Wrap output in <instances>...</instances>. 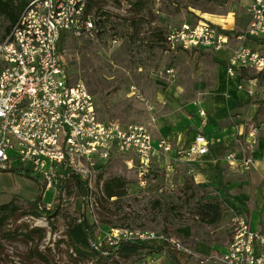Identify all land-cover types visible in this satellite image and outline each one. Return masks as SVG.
I'll return each mask as SVG.
<instances>
[{
	"label": "rangeland",
	"instance_id": "374dc122",
	"mask_svg": "<svg viewBox=\"0 0 264 264\" xmlns=\"http://www.w3.org/2000/svg\"><path fill=\"white\" fill-rule=\"evenodd\" d=\"M145 5V9L137 11L130 8L127 0H99L98 11L93 12H96L95 21L99 18L105 21L104 27H97V31L102 33L98 35L92 31L78 37L66 34L60 41L61 63L70 82H81L93 96L100 122H118L122 126L146 125L149 122L155 126L150 130L152 139L161 140L157 134L158 123H165L167 127L179 125L177 119L184 114L193 116L192 112L199 105L209 109L213 98L211 91L217 87L221 66L215 65L210 56L201 53L205 51L173 53L159 47L149 50L145 43L149 42L155 30L165 31L182 23H207L223 31L244 35L249 19L245 13V0H227L221 6L197 0H145ZM6 26L8 24L0 21V37ZM232 39V49L240 45L260 47L246 37L242 41H235V37ZM216 56L226 60L229 55L223 52ZM239 83L242 88L238 89L236 84L235 89L245 93L249 84L242 79ZM256 91L253 97L245 93L243 113L236 119V122H243L245 132L252 125L248 123L253 118L249 113L250 106L253 105L255 110L260 105V111L264 112L263 82L258 81ZM188 107L191 113H188ZM247 123L248 128L245 126ZM198 136L201 135H193L190 146ZM236 138L243 137L237 135ZM229 150V154H236L238 167L227 166L225 186L240 180L241 172L237 170L243 168L245 172L249 171L244 168L241 159L251 156L244 150V144L235 153ZM174 152L180 160L188 162L186 166L190 168L191 161L184 160ZM173 158L169 154L155 157L142 185L137 179V172L127 168L124 157H111L101 169L100 180L113 176L125 178L128 183L127 195L118 201L97 196L99 209L86 216L96 226L98 242L107 240L111 229L156 234H163L165 230V235L175 244L177 242L183 250L191 252L190 255L178 256L181 264H201V260L203 264H214L212 257L221 256L229 241L232 220L242 214L236 213L234 198H225L217 182L207 188H192L193 197L183 187L174 186L170 173H184L185 168L179 169L178 164L182 165V161L179 163ZM39 188L34 181L12 173H0V204L8 203L13 196L31 201L40 195ZM229 191L233 197L239 193L238 188ZM42 193L40 207L48 209L54 201L53 191ZM203 197L222 200L225 212L216 226L199 222L193 214V207ZM59 207L79 219L84 205L81 200L67 197ZM27 208L22 205V210ZM49 223L45 218L30 216L12 219L6 230L20 228L26 232L40 228L44 230V238L39 241L37 233L31 234L33 242H26L22 237H0V264H170L168 258L160 259L157 254L131 257L102 255V259L92 260L76 257L62 242L66 240L63 219L55 218L53 226ZM37 254H41L43 260Z\"/></svg>",
	"mask_w": 264,
	"mask_h": 264
},
{
	"label": "built area",
	"instance_id": "2783aa9c",
	"mask_svg": "<svg viewBox=\"0 0 264 264\" xmlns=\"http://www.w3.org/2000/svg\"><path fill=\"white\" fill-rule=\"evenodd\" d=\"M85 9L86 0H27L17 22L0 38V170L19 167L37 176L43 192L53 191L54 201L48 209L64 202L69 181L77 177L87 190L81 200L83 212L94 214L99 209L97 196H104L101 169L111 157H124L127 168L135 170L144 185L152 160L173 152V147L168 140H153L146 125L100 122L87 87L70 82L66 76L58 44L64 34L78 37L94 29L93 22L84 15ZM245 13L248 29L235 41L246 36L264 39V0H245ZM232 38L207 23H182L167 28L164 43L175 53L227 52L225 73L229 79L240 77L241 70L264 77V45L232 49ZM246 82V95L255 96L258 80ZM237 87L242 88L240 83ZM198 115L204 118V110L199 109ZM262 127L264 114L259 124L250 125L244 135L246 152L257 146ZM175 151L189 160L206 155L209 146L204 137L198 136L188 150ZM235 156L227 155L226 162L234 164ZM241 161L246 170L252 166L250 157ZM107 240L110 244L131 240L167 242L176 252L191 254L164 234L111 229ZM212 260L214 264H264V227L252 230L246 217H235L224 253Z\"/></svg>",
	"mask_w": 264,
	"mask_h": 264
},
{
	"label": "trees",
	"instance_id": "16d2710c",
	"mask_svg": "<svg viewBox=\"0 0 264 264\" xmlns=\"http://www.w3.org/2000/svg\"><path fill=\"white\" fill-rule=\"evenodd\" d=\"M129 1L130 8L134 10H143L145 9V0H127ZM206 4H216L223 5L227 0H197ZM99 0H86V9L84 12L85 17L89 19L92 17V22L94 24V29L98 35L102 32L97 31L99 28L105 26V21L103 19L94 20L95 13L94 10L98 11ZM27 6V0H0V21L2 23L8 24L4 27V34L0 38L4 37L9 33L12 26L17 22L18 18L24 12ZM94 13V14H93ZM100 17V16H98ZM135 25L134 22H132ZM167 30L163 31L157 29L151 35L149 42H146L145 45L149 50L154 49L155 47L161 48V50H168L165 46V33ZM225 34L237 37L243 35V33H238L234 31H224ZM66 34L62 35L60 41L64 39ZM248 41L260 45H264V39H257L251 36H246ZM58 50L60 49V42L58 44ZM169 51V50H168ZM186 52V51H185ZM175 53V52H173ZM202 54L208 55L211 58V61L217 65L226 67L227 61L218 58L216 55L210 52H201ZM242 80L248 81L252 79H257L260 83L264 81V77L261 74H254L253 72H248L247 70H241L238 74ZM264 103V101H263ZM262 105V104H261ZM260 111V105L257 108L255 115L252 120L248 123L250 124H259L258 116ZM245 124L248 128L249 124ZM246 128V129H247ZM217 167V166H216ZM217 170V168H215ZM0 173H12L19 177L34 181L40 186V195H37L33 200L28 201L22 199L18 196H13L8 203L0 204V237L16 239L22 237L26 242H33L31 236L32 233H37L39 235V241L44 238V230L40 228H35L30 231L23 232L22 229H15L13 231L6 230L9 222L16 218L17 216H30L35 218H45V220L53 226L52 221L60 217L63 219L65 224V233L64 236L66 240H62L71 251V254L82 259H102V255L105 257H111L113 255H119L122 257H131V256H140L144 254H157L158 258H168L170 264H181L178 256H182L180 253L176 252L167 242H149V241H140V240H131V241H122L117 244H110L108 240H103L102 242L96 241V226L94 223H91L86 213L83 212L79 219L73 217L69 213L65 212V209L60 208L59 206L52 207L50 209L41 208L40 202H42V191L43 184L40 179L35 176L29 170L22 168H10L0 170ZM219 185L223 191L225 198H231L229 191L223 185V178L219 176ZM101 179V176H100ZM127 180L121 176H113L103 181V199L105 200H121L127 195ZM86 188L83 182L80 181L77 177H72L69 181L67 188V196L74 197V199L82 200L86 195ZM190 197H193L190 194ZM22 205L28 206L26 210H22ZM193 214L198 218V221L207 225V226H216L222 220L225 208L223 207L222 200L216 197L206 198L198 200L195 204ZM162 233L165 235L166 231L163 230ZM15 237V238H14ZM37 247V246H36ZM37 256L43 260L41 254Z\"/></svg>",
	"mask_w": 264,
	"mask_h": 264
},
{
	"label": "crops",
	"instance_id": "0c3cea01",
	"mask_svg": "<svg viewBox=\"0 0 264 264\" xmlns=\"http://www.w3.org/2000/svg\"><path fill=\"white\" fill-rule=\"evenodd\" d=\"M217 81L216 89L211 91L213 98L209 109H203V106L199 105L192 112L193 116L181 115L177 119L179 125L174 124L171 127H167L165 123L157 124L159 137L163 140H168L173 147V152L168 154L170 157H174L173 159L178 160L179 163L182 160L176 157L174 152L176 149H187L192 141L191 138L196 135H201L208 140L206 141L208 142L209 152L206 155L191 157L189 159L192 164L189 166L190 168L186 166L188 162L182 161V165L178 164L179 169L185 168L184 173H170V181L173 185L183 187L182 189L188 194H192L191 189L195 187L207 188L210 184H215L216 182L219 184L220 175L223 178L224 185L227 166L238 167L237 162L230 164L226 162L225 157L230 153L229 149L234 150L232 152L235 153L239 150L241 144L246 141L243 122H236V119L243 113L244 106L242 103L246 99L245 93L235 89L240 79L227 78L225 67L221 66ZM190 107L187 108V111ZM200 108L205 113L207 112L204 118H200L197 114ZM253 108L254 106L251 105L249 109L251 117L257 111V108L255 110ZM188 113L191 112L188 111ZM263 114L264 112L259 111L258 120L261 119ZM234 115L236 116L233 117ZM204 120L205 125L202 124ZM146 125L149 131L151 127L155 128L149 122ZM150 134L152 133L150 132ZM236 134L238 136L242 135L243 138L237 139ZM154 139L156 138L154 137ZM249 155H251L250 158L252 159V166L249 171L245 172L243 168L242 170H237V172H241L240 180L233 182L231 186H224L228 191L229 189L234 191L237 188L239 189V193H236L234 197L229 191L231 198H234L236 203V213L242 214L248 219L252 230H260L264 227V127L259 131L257 146L249 152Z\"/></svg>",
	"mask_w": 264,
	"mask_h": 264
}]
</instances>
